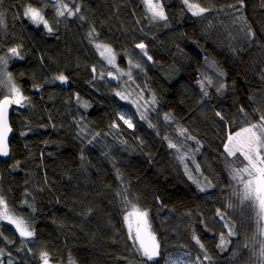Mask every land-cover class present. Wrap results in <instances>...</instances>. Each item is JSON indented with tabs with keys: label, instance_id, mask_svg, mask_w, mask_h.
Here are the masks:
<instances>
[{
	"label": "trees",
	"instance_id": "trees-1",
	"mask_svg": "<svg viewBox=\"0 0 264 264\" xmlns=\"http://www.w3.org/2000/svg\"><path fill=\"white\" fill-rule=\"evenodd\" d=\"M158 2L167 20L153 21L143 0H0V73L25 98L0 197L34 232L25 239L0 219V264H43L41 253L52 264H170L186 252L197 264H264V220L232 180L246 161L224 151L229 134L264 115V0H189L210 9L201 16L182 0ZM61 4L80 13L59 17ZM28 6L52 32L24 16ZM96 44L125 77H111ZM1 74L0 102L12 94ZM125 89L146 110L125 106ZM133 206L160 244L154 261L129 238ZM174 209L186 212L161 225Z\"/></svg>",
	"mask_w": 264,
	"mask_h": 264
},
{
	"label": "snow or ice",
	"instance_id": "snow-or-ice-1",
	"mask_svg": "<svg viewBox=\"0 0 264 264\" xmlns=\"http://www.w3.org/2000/svg\"><path fill=\"white\" fill-rule=\"evenodd\" d=\"M143 3L153 21L167 20L164 8L158 0H143ZM182 3L193 16H201L205 12L210 11V9L201 7L199 4L190 3L189 0H182ZM65 12H67L69 16H73L80 13V8L76 7L73 11L68 8L67 4H61L60 7L57 8L56 15L62 17L65 15ZM23 14L33 23L37 25L42 24L45 29L52 32L53 29L41 14V11L32 6H28L24 9ZM83 18V16H80V19ZM0 26H4L3 13H0ZM94 31L95 30L93 29V31L89 33L90 37L93 35ZM247 35H253L250 28ZM136 46L142 51L145 49L143 43H139ZM96 48L98 50L102 49L101 56L104 57L109 64H114L115 55L110 47L107 45L96 44ZM9 51L12 55H18L17 48H11ZM2 59L3 58H0V60ZM149 59H151V57H149ZM4 62L6 63V61ZM56 79L61 82L66 80L63 75L57 76ZM8 84L10 85V92L15 98H5L3 102L0 103V156L8 155L7 134L10 131L7 123L8 105L11 103L20 104L21 101L25 99L20 95L19 90L15 85L12 84L10 77ZM117 95H120V93H117ZM205 95H207V93H205ZM121 98L123 99L124 97ZM241 111L243 112V109H241ZM217 115L220 116V113H217ZM142 118L144 117L142 116ZM121 119H124V117L121 116ZM221 119H223L222 116ZM124 123L128 124L129 127H132L130 120L124 119ZM113 127H117V125H113ZM189 138L191 139V137ZM197 143L199 142L197 141ZM169 147H175V145L169 144ZM224 151L228 156L232 157H236L237 154H239V156L243 158V161H246V164H244L243 167L232 170V180L242 186V191L237 193L241 202H249V206L254 207L257 210L258 219H264V115L260 117L259 123H252L249 127L242 128L234 135L229 134L227 137V143L224 145ZM198 169L199 166H197V170ZM204 190V188H200V191ZM217 215H221V213L218 211ZM147 217V212H142L133 206V210L125 216V221L128 222L129 238L133 239L134 242L138 244V250L147 261H154L160 255V244L157 241L156 236L150 230ZM132 218H135V229H133ZM0 219L7 220L8 223L14 224L16 231L25 239L31 238L34 235V232L30 230L28 224L23 219H16L9 214L7 203L3 197H0ZM225 226L229 227L227 235L229 237L233 236L234 232L231 227L227 224ZM193 240L205 253L204 258L210 261L211 257L207 255V251L199 238L193 235ZM228 243L229 241L226 240L222 234L218 247H220L222 251L226 250ZM260 256L264 257V241L261 242ZM41 260L43 264H48L47 253H41Z\"/></svg>",
	"mask_w": 264,
	"mask_h": 264
},
{
	"label": "rangeland",
	"instance_id": "rangeland-1",
	"mask_svg": "<svg viewBox=\"0 0 264 264\" xmlns=\"http://www.w3.org/2000/svg\"><path fill=\"white\" fill-rule=\"evenodd\" d=\"M98 51H99V54H101L102 49L98 50ZM114 55H115V53H114ZM102 58L105 60L106 64H108V67L113 71L114 74L111 76L113 79L114 78L115 79H120V78H123V77H125L127 75L126 73L122 72L123 70L120 69V67H119V65L117 63L116 55H115L114 64H109L108 61L104 57H102ZM5 66H6V63H4V67ZM2 73H3V76L6 79L7 84H8L9 76L6 74V71L4 69H2ZM1 76H2V74H1ZM11 82L13 84L12 80H11ZM9 88H10V85H9ZM20 95H21V93H20ZM137 95L138 94L134 95V93L132 91H130L129 89H125V91L120 94V97H124L123 99L122 98L121 99L123 100L125 106L126 105L132 106V107H134L133 108L134 110H136V111L138 110L139 112H143L144 110H146V107H145V105L143 103L144 102L143 96L138 95L139 96L138 97ZM9 97L12 98V99L15 98L13 94H10ZM23 101L24 100H22L21 103ZM129 110L130 109H128V108L122 110L121 116H123L124 119L130 120L131 124H133L132 116H131V113H130ZM126 125H128V124H126ZM132 128H133V126H132ZM185 212H186V210H185ZM185 212L177 210V209L170 210L162 218H159L158 222H160V224L164 226V224L166 222L178 220L179 218H181L185 214ZM147 219H148V217H147ZM4 221L8 222L7 220H4ZM132 223H133V229H135V218H132ZM12 225L15 227L14 224H12ZM149 225H150V223H149ZM48 264H52V263L48 262ZM170 264H197V263H195V261H193V259L191 258L190 254L188 252H186V253L176 257L175 259L171 260Z\"/></svg>",
	"mask_w": 264,
	"mask_h": 264
},
{
	"label": "water",
	"instance_id": "water-1",
	"mask_svg": "<svg viewBox=\"0 0 264 264\" xmlns=\"http://www.w3.org/2000/svg\"><path fill=\"white\" fill-rule=\"evenodd\" d=\"M10 98V97H8ZM12 99V98H10ZM4 99L1 100L0 103L3 102ZM21 108L20 104H16V103H11L8 105L7 108V123H8V127L10 128V131L7 134V144H8V155L7 156H0V162H8L10 157H11V141L13 139V137L15 136V132L12 128V122H11V118L15 112V110H19ZM1 178V176H0Z\"/></svg>",
	"mask_w": 264,
	"mask_h": 264
}]
</instances>
